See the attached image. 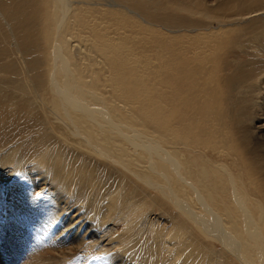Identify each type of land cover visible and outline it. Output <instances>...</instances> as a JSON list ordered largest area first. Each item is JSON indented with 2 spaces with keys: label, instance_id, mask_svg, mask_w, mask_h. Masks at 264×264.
Listing matches in <instances>:
<instances>
[{
  "label": "bare ground",
  "instance_id": "bare-ground-1",
  "mask_svg": "<svg viewBox=\"0 0 264 264\" xmlns=\"http://www.w3.org/2000/svg\"><path fill=\"white\" fill-rule=\"evenodd\" d=\"M162 1L0 0V171L10 173L9 167L17 166L28 179L20 183L24 191L34 188L40 194L49 186L50 201L25 194L38 202L45 221H55L71 207L73 214L81 211L89 221L85 239L107 253L116 251L111 263L125 264L126 259L128 264H150L136 252L141 248L138 236L149 239L150 234L156 255L166 257V264H264L262 207L258 205L256 218L234 190L228 216L235 223L222 225L212 211L214 198L205 189L202 199L201 188L186 176L190 170L176 160L182 148L203 154L211 150L188 142L189 136L204 130L202 117L217 118L219 96L230 98L212 87V76L200 84L210 71L199 63L217 69L222 45L261 43L264 28L245 42L240 38L251 35L250 29L237 34L227 29L237 18L254 13L245 10L257 5L247 0ZM260 52L264 55L262 43L255 55ZM165 56L193 65L178 70L180 91L186 81L191 90L210 91L214 98L190 106L199 116L190 125L175 127L156 116L160 109L153 98L162 97L168 85L153 61ZM253 62L262 63L257 58ZM239 73L224 75V82L233 88L244 77H255L247 72L235 78ZM215 76L219 83L221 74ZM253 104L247 100L235 107ZM156 202L176 219L165 237L150 218L148 206ZM177 221L191 225L194 237L184 238ZM199 234L216 240L224 251L222 260L206 256L211 251L201 250ZM76 238V243L82 240ZM49 251L50 256L55 253Z\"/></svg>",
  "mask_w": 264,
  "mask_h": 264
},
{
  "label": "rangeland",
  "instance_id": "rangeland-1",
  "mask_svg": "<svg viewBox=\"0 0 264 264\" xmlns=\"http://www.w3.org/2000/svg\"><path fill=\"white\" fill-rule=\"evenodd\" d=\"M247 1L254 2L257 7H251L245 10V12L253 11L254 13L237 18L236 24L227 27L228 30L235 31L236 34L242 30L250 29L251 35L245 36L244 39L242 37L240 38L243 42L246 41L245 38L252 37L253 33H257L264 28V0ZM162 3H168V0H163ZM256 9L260 10L255 12L254 10ZM166 13L172 19L176 15L175 13L171 14L169 11H166ZM213 23L214 21L212 25L216 26ZM169 37L172 39L176 35H169ZM259 37L261 43L264 45V34H260ZM258 42L254 41L247 45L243 43L238 48L232 47V45H226L228 47H223L224 45H222L218 51L219 54L217 53V69L212 68L214 65L208 62L199 63L203 69L210 71L209 75L199 80L200 84L205 83L206 79L212 76L210 81L212 87L217 85L216 88L221 93L224 92L226 98H230V102L219 96L216 108L217 118L204 119L202 117L201 129L204 130L200 134L191 136L188 133L189 141L186 139L188 142L198 141L205 146H211L210 151L204 150L203 154L196 149L182 148V155H176V160L180 165L184 169L190 170L186 175L187 178L201 188V198H206L203 192L205 189L214 198L212 211L222 225L232 222L235 223L234 219L228 216V212L234 206V190L243 195L244 201L247 204V210L256 218L258 205L262 207L264 212V55L262 52L257 56L255 55L258 51V46L261 44ZM171 45L175 46L176 40ZM209 52L215 53L213 50ZM209 52L208 54H210ZM227 52L229 53L227 54ZM254 55L256 57H252ZM255 58L262 62H260L261 64L259 66H253V59ZM153 64H155L154 68L159 69L157 72L160 78H164L165 81L167 80L164 83L168 85L162 97L153 98L156 103L155 108L160 109V114L156 116L166 120L175 127L178 124H180L179 127H182L198 121L199 116L195 115L197 113H194L190 106L197 102L212 101L214 98L210 91L200 92V90H191L190 86L186 84V81L185 90L180 91L181 87L179 84L181 78L178 75V70L182 67L189 70L193 65H182L174 59H169L167 56L163 57L162 61H153ZM235 71H240L235 78H241L247 72L254 73L255 77L253 80H247L244 77L242 80L234 83L233 88H230L224 82V75L234 76ZM220 74V82L215 83V75L218 76ZM247 100H253L255 104L248 107H235L238 102L241 103ZM172 107H175V110ZM180 117L183 120L179 121L178 119ZM184 132L187 134L186 131ZM216 143L219 144L212 146ZM203 145L200 146L205 147ZM9 168L11 169L10 173L7 172L4 174L0 171V264H114L113 260V263H111L109 257L116 255V251L107 253L108 251L106 249L104 250L102 246L100 247L98 244L94 246L90 245L89 241L85 239L84 235L87 232L84 226L89 221L86 223V216L81 211L78 210L73 214L75 210L71 207L60 212L58 214L59 219L57 218L55 221H51V223L50 221L41 219L40 216L43 215V211L38 209L40 207L38 202L29 197L30 200L25 195L31 193L37 198L36 194H39V191L31 188V185H27L31 189L29 191L25 189V192L20 188V183H26L28 179L22 175L20 170L17 169V166H10ZM50 192L52 190L46 185L44 190L39 194L38 199L50 201V198H48V196L50 197ZM72 203L73 200L69 199L68 205ZM192 204L197 207L195 202H192ZM78 205L83 206L82 203ZM60 208L58 207L56 210ZM148 208L151 210L150 218L156 221L157 226L161 228L159 230L164 234L163 237H165V231L169 230L172 222L176 223V219H174L171 213L164 214L157 202L155 206H148ZM201 215L208 221H211L209 215ZM77 216L78 218H75ZM67 219L69 221L71 220L70 224ZM78 220L82 223L80 227ZM177 223L180 224L184 238L189 235L194 237L193 227L191 225L183 221H177ZM262 223L264 225V213ZM164 225L167 228H164ZM122 228L123 225L117 226L116 229L119 234L122 232ZM96 234L99 233L97 232ZM77 236L79 240L82 239L78 243L73 241ZM143 236L139 235L137 238V245H140L141 248L136 251L142 256V262L166 264V257L156 255L157 250L154 248L156 243L151 240V235H148L150 240ZM177 236L179 237L180 234ZM198 238L200 240L199 246L201 250L206 249L211 251L206 255L210 260L214 261L216 257L222 260L224 251L215 239L208 238L203 234H199ZM104 247H107V245ZM47 251L55 255L52 254L50 256V253ZM58 257L62 258L59 259ZM121 263L128 264L126 259ZM215 264L220 263L216 262Z\"/></svg>",
  "mask_w": 264,
  "mask_h": 264
}]
</instances>
